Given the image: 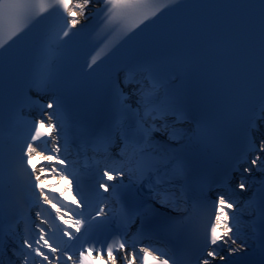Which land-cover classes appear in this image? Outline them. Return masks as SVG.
<instances>
[{
	"label": "snow or ice",
	"instance_id": "6c2138e0",
	"mask_svg": "<svg viewBox=\"0 0 264 264\" xmlns=\"http://www.w3.org/2000/svg\"><path fill=\"white\" fill-rule=\"evenodd\" d=\"M98 2L96 12L102 14L104 27L118 30L124 39L142 26L146 28L154 23L181 0ZM93 4L94 0H0L3 59L15 39L42 16L51 14L57 18L58 28L49 32L32 78L38 95L47 94L54 81L55 61L76 35L73 29L81 25L77 17L87 19ZM103 58L97 51L87 68L94 70ZM105 101L111 118L99 129L86 130L84 145H77L69 138L68 113L56 96L42 105L39 100L32 102L40 106L43 117L27 124L28 135L19 144L18 161L12 168L8 164L10 151L0 119V264H6V258L7 264L17 261L19 264H264V182L258 189L259 197L254 192L247 202L255 205L250 213L252 220L248 222L250 236L242 228L243 212L240 201L230 190L231 176L222 180L219 187L226 191L218 192L214 200L207 198L206 181H201L198 196L190 195L188 164L177 149L170 147L184 135L178 125L186 122V112L178 94L157 76L154 67L133 62L118 68L107 83ZM25 103H29L27 97ZM261 122H264V105L248 120L244 155L255 152L250 163L264 171L261 159L264 135L258 144L252 135L260 131ZM7 136L11 140L12 132ZM118 141L119 148L113 155L111 150ZM88 143L103 158L93 160L97 178L86 189L74 167L75 161L68 157L70 148ZM37 156L41 165L39 174L33 163ZM22 170L30 176L31 204L39 208L35 213L39 222L26 229L25 235H20L11 224L5 227L6 213L13 203L14 178ZM233 170L238 171V166ZM252 171V167L243 169L248 175ZM53 174L61 181H68L66 191L73 199L69 200L62 191H53L56 186L46 185L41 179V176L49 179ZM249 188L243 175L237 178L236 189L247 192ZM130 196L134 199L130 200ZM113 201L120 203L119 212L113 210ZM209 206L212 213L199 231L194 226L197 212ZM169 212L183 215L171 216ZM161 217L163 224L154 223ZM133 226L135 233L131 232ZM178 227L189 229L200 240L195 255L185 252L181 260L178 252L142 243L151 238L153 230L172 231ZM113 231L116 234L111 238L99 239L101 234Z\"/></svg>",
	"mask_w": 264,
	"mask_h": 264
}]
</instances>
